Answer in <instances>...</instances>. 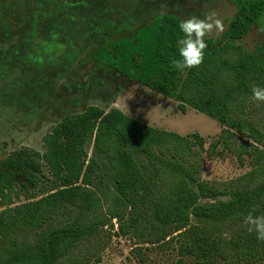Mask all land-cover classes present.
Masks as SVG:
<instances>
[{
	"label": "rangeland",
	"instance_id": "obj_1",
	"mask_svg": "<svg viewBox=\"0 0 264 264\" xmlns=\"http://www.w3.org/2000/svg\"><path fill=\"white\" fill-rule=\"evenodd\" d=\"M211 10L223 20L224 31L205 40L220 45L237 11L234 0H1L0 169L22 147L43 153L44 136L55 125L95 105L105 111L118 108L148 126L184 137L200 134L204 139L200 157L177 154L173 149L158 153L183 163L199 182L223 195L219 200L264 185V102L252 101L247 109L262 143L242 136L229 145L214 147L224 129L217 120L191 107L183 114L174 99L93 65L99 48L132 36L159 15L203 18ZM261 28L264 20L233 45L228 58L234 60L238 49L247 54L258 52L264 43ZM42 196L34 191L13 202L18 206ZM141 197L124 210L123 218H111L57 264H264V242L259 247L234 243L239 232L249 233L244 223L202 228L193 220L184 229L165 226L156 220L148 198ZM110 204L106 203L104 213ZM4 209L0 206V213ZM78 213L76 207L65 204L42 213L36 226L27 227L20 221L7 229L0 225V262L15 245L22 248L35 243L53 228L73 223ZM205 238L216 241L220 254L213 250L207 257L201 252L199 242Z\"/></svg>",
	"mask_w": 264,
	"mask_h": 264
},
{
	"label": "trees",
	"instance_id": "obj_2",
	"mask_svg": "<svg viewBox=\"0 0 264 264\" xmlns=\"http://www.w3.org/2000/svg\"><path fill=\"white\" fill-rule=\"evenodd\" d=\"M234 3L236 14L220 45L207 39L203 63L185 73L171 66V60L178 58L176 41L183 35L178 27L182 19L174 14L159 15L132 36L98 49L94 59L98 66L174 99L183 114L191 107L217 120L224 129L214 147L229 145L242 136L262 143L247 109L253 101L251 88L264 87V43L258 52L247 54L238 49L234 60L228 53L253 25L264 20V0ZM43 142V153L22 147L10 154L0 169V206L5 208L0 213L2 229L17 221L36 226L42 213L65 204L76 207L79 213L73 223L53 228L35 243L22 248L15 245L0 264H57L111 218H123L124 210L141 196L148 198L159 223L180 229L193 220L202 228L243 223L254 206L256 215L264 214V185L232 192L227 200H219L223 195L199 182L183 163L158 153L173 149L177 154L200 157L204 139L198 133L184 137L148 126L118 108L105 111L91 105L81 113L65 116ZM34 191L44 196L14 204L15 197H30ZM110 201L113 204L104 213ZM199 243L207 257L213 250L219 253L215 240L205 238ZM234 243L239 247L261 245L255 233L239 232Z\"/></svg>",
	"mask_w": 264,
	"mask_h": 264
},
{
	"label": "clouds",
	"instance_id": "obj_3",
	"mask_svg": "<svg viewBox=\"0 0 264 264\" xmlns=\"http://www.w3.org/2000/svg\"><path fill=\"white\" fill-rule=\"evenodd\" d=\"M179 30L182 37L176 41L178 58L171 60V66L185 73L188 70L199 67L205 58V50L208 45L205 38L212 33L220 34L224 31V22L219 18L215 10L208 11L203 18L189 16L179 22ZM264 32V28L260 29ZM251 99L254 102H264V87L253 86ZM254 206L244 217L243 223L249 233H255L259 242H264V214L256 215Z\"/></svg>",
	"mask_w": 264,
	"mask_h": 264
},
{
	"label": "crops",
	"instance_id": "obj_4",
	"mask_svg": "<svg viewBox=\"0 0 264 264\" xmlns=\"http://www.w3.org/2000/svg\"><path fill=\"white\" fill-rule=\"evenodd\" d=\"M135 33V32H134ZM123 37H126V36H123ZM122 38V37H121ZM120 39V38H119ZM118 40V39H117ZM114 41H116V40H114ZM114 41H112V42H114ZM112 42H110L109 44H111ZM105 46H107V45H105ZM104 47V46H103ZM102 48V47H101ZM100 49V48H99ZM93 60H94V66H96L97 68H99V67H101V68H105V67H102V66H98L97 65V62L95 61V59H94V57H93ZM107 69H109V68H107ZM109 70H111V69H109ZM113 71V70H112ZM115 72V71H114ZM117 73V72H116ZM118 74V73H117ZM119 75H121V74H119ZM121 76H124V75H121ZM135 82V81H134Z\"/></svg>",
	"mask_w": 264,
	"mask_h": 264
}]
</instances>
